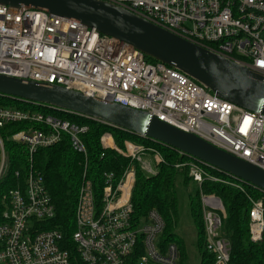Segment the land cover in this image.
<instances>
[{"label": "built area", "instance_id": "2783aa9c", "mask_svg": "<svg viewBox=\"0 0 264 264\" xmlns=\"http://www.w3.org/2000/svg\"><path fill=\"white\" fill-rule=\"evenodd\" d=\"M106 1L264 76V0ZM0 74L63 86L145 111L264 169V114L219 97L177 68L149 62L131 44L76 19L36 7L0 4ZM16 99L124 129L80 112ZM21 121L45 126L9 136L27 145L31 159L38 148L60 142L63 133L70 136L74 151L87 155L81 136L88 131L87 125L41 111L0 106V127ZM101 142L130 162L120 178L114 172L104 173L98 203L92 181L85 178L76 208L75 250L67 248L61 230L48 227L55 215L54 205L43 176L31 170L24 188L7 195L8 208L0 221V264H181L177 243L161 242L165 220L160 213L152 209L139 219L133 214L136 163L155 175L163 157L155 147L130 140L119 147L110 132ZM0 150L1 180L9 170L1 136ZM187 155L190 175L199 186L206 179L222 180L210 171L229 175L235 185L238 181L252 185ZM201 205L205 246L214 259L212 264H230L232 243L222 231L224 203L214 194L201 192ZM250 218V239L256 243L264 236L263 199L253 200Z\"/></svg>", "mask_w": 264, "mask_h": 264}, {"label": "trees", "instance_id": "16d2710c", "mask_svg": "<svg viewBox=\"0 0 264 264\" xmlns=\"http://www.w3.org/2000/svg\"><path fill=\"white\" fill-rule=\"evenodd\" d=\"M146 59L151 63L160 62L147 55ZM0 106L41 111L89 127L88 131L81 135L87 149L86 156L74 151L70 144V136L63 133L60 142L50 147L38 148L32 159L27 145L9 139V136L29 127L40 129L45 126L35 121H21L10 122L0 127V136L4 140L9 159L8 173L0 180V221L8 208L9 192L24 188L29 172L35 170L43 176L55 209V215L50 219L48 227L61 230L65 237V245L74 251L76 208L80 188L85 178L92 181L96 203H98L105 183L104 173L114 172L116 177L120 178L130 162V159L119 154L115 149H105L102 146V136L110 132L119 147H124V142L130 140L155 147L163 157L164 161L159 163L158 173L155 175L147 174L136 163V183L132 195L133 214L135 219H139L152 209L160 213L165 220L161 242L163 245L169 242L177 243L181 264H193L186 240L176 233L181 210L180 195H183L180 187H188L192 183L195 184V189L193 193L187 195L188 211L195 225V246L200 257L199 264H212L214 261L205 246L201 192L214 194L224 203L225 216L222 231L232 243L230 264H264V236L256 243L250 239L252 202L264 200V193L253 185L239 181V184L235 185L237 182L229 175L210 171L223 181L206 179L199 186L190 175L189 155L181 153L170 145L156 143L150 138L142 137L127 129L110 127L74 114L56 112L34 102H23L11 96L0 94ZM105 140L109 142V136H106Z\"/></svg>", "mask_w": 264, "mask_h": 264}, {"label": "water", "instance_id": "95a60500", "mask_svg": "<svg viewBox=\"0 0 264 264\" xmlns=\"http://www.w3.org/2000/svg\"><path fill=\"white\" fill-rule=\"evenodd\" d=\"M76 19L177 68L219 97L264 114V76L106 0H0ZM0 94L80 112L156 139L264 191V169L149 113L63 86L0 74Z\"/></svg>", "mask_w": 264, "mask_h": 264}, {"label": "rangeland", "instance_id": "374dc122", "mask_svg": "<svg viewBox=\"0 0 264 264\" xmlns=\"http://www.w3.org/2000/svg\"><path fill=\"white\" fill-rule=\"evenodd\" d=\"M195 184L192 183L188 187H180L181 210L179 212V222L176 229L178 236L184 238L189 246V253L193 264H199L200 257L196 251L195 238L196 230L192 217L188 211V193H193Z\"/></svg>", "mask_w": 264, "mask_h": 264}]
</instances>
